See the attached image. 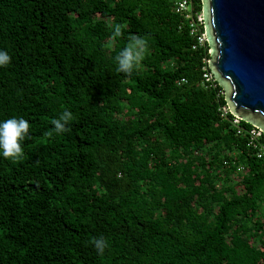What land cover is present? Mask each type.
Segmentation results:
<instances>
[{
	"label": "trees",
	"instance_id": "obj_1",
	"mask_svg": "<svg viewBox=\"0 0 264 264\" xmlns=\"http://www.w3.org/2000/svg\"><path fill=\"white\" fill-rule=\"evenodd\" d=\"M171 1L0 0V120L29 122L0 156V264H264V158Z\"/></svg>",
	"mask_w": 264,
	"mask_h": 264
},
{
	"label": "water",
	"instance_id": "obj_2",
	"mask_svg": "<svg viewBox=\"0 0 264 264\" xmlns=\"http://www.w3.org/2000/svg\"><path fill=\"white\" fill-rule=\"evenodd\" d=\"M211 77L228 113L264 135V0H202Z\"/></svg>",
	"mask_w": 264,
	"mask_h": 264
},
{
	"label": "clouds",
	"instance_id": "obj_3",
	"mask_svg": "<svg viewBox=\"0 0 264 264\" xmlns=\"http://www.w3.org/2000/svg\"><path fill=\"white\" fill-rule=\"evenodd\" d=\"M113 35L119 36L121 33V25L116 24L113 26ZM146 42L141 37H134L127 46L122 48L116 55L115 60L118 65V70L130 73L133 67L141 59L142 49ZM10 62V55L7 51L0 49V67L8 65ZM71 118L69 111H64L59 118H53L52 124L54 131L66 132L67 122ZM29 131V122L22 116H11L6 119L0 120V156L5 158L18 159L23 155L22 142L26 138ZM95 247L98 252H102L104 242L102 239L95 241Z\"/></svg>",
	"mask_w": 264,
	"mask_h": 264
},
{
	"label": "built area",
	"instance_id": "obj_4",
	"mask_svg": "<svg viewBox=\"0 0 264 264\" xmlns=\"http://www.w3.org/2000/svg\"><path fill=\"white\" fill-rule=\"evenodd\" d=\"M202 0H172L171 9L172 12L179 15L187 24L190 36L194 39L191 46L192 50H203L208 55V45L206 44L205 31L202 28L200 16L203 14L200 8V2ZM203 67L201 69V86L205 90H216L217 83L211 77V71L208 65V59L204 57L202 59ZM185 83V80H181L178 84ZM222 96V90L217 91L216 97ZM220 117H225L228 113L227 105L219 108ZM240 119L233 117L230 121L231 125L236 129V134L246 138L247 147L254 152L257 159L264 158V139L262 138V132L254 127L246 130L240 126ZM242 170V169H240Z\"/></svg>",
	"mask_w": 264,
	"mask_h": 264
}]
</instances>
